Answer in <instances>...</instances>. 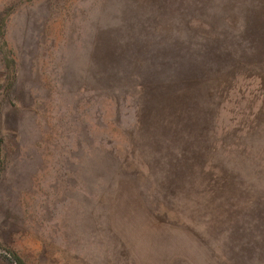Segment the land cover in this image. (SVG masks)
<instances>
[{
    "label": "rangeland",
    "instance_id": "rangeland-1",
    "mask_svg": "<svg viewBox=\"0 0 264 264\" xmlns=\"http://www.w3.org/2000/svg\"><path fill=\"white\" fill-rule=\"evenodd\" d=\"M1 21L0 264H264V0Z\"/></svg>",
    "mask_w": 264,
    "mask_h": 264
},
{
    "label": "trees",
    "instance_id": "trees-1",
    "mask_svg": "<svg viewBox=\"0 0 264 264\" xmlns=\"http://www.w3.org/2000/svg\"><path fill=\"white\" fill-rule=\"evenodd\" d=\"M1 23H2V25L0 26L1 28L2 27H4L3 25H4V21H1ZM1 32V34L3 35V30H1L0 31ZM4 40V39H3ZM11 82H9V84H10ZM10 86V85H9ZM10 88H8V90H9ZM6 91H7V93H8V90L7 89H5ZM3 94H4V92H3Z\"/></svg>",
    "mask_w": 264,
    "mask_h": 264
}]
</instances>
